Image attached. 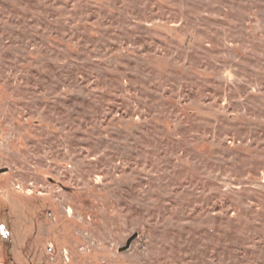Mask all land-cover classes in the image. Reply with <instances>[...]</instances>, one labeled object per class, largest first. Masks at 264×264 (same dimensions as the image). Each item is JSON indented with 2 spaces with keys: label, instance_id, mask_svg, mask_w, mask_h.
Segmentation results:
<instances>
[{
  "label": "rangeland",
  "instance_id": "1",
  "mask_svg": "<svg viewBox=\"0 0 264 264\" xmlns=\"http://www.w3.org/2000/svg\"><path fill=\"white\" fill-rule=\"evenodd\" d=\"M0 264H264V0H0Z\"/></svg>",
  "mask_w": 264,
  "mask_h": 264
}]
</instances>
